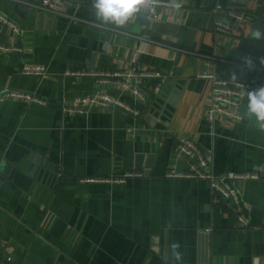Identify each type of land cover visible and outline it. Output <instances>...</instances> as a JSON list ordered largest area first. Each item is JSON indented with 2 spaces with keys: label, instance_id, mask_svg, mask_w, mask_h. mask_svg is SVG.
Returning <instances> with one entry per match:
<instances>
[{
  "label": "crops",
  "instance_id": "0c3cea01",
  "mask_svg": "<svg viewBox=\"0 0 264 264\" xmlns=\"http://www.w3.org/2000/svg\"><path fill=\"white\" fill-rule=\"evenodd\" d=\"M38 1L0 0V15L19 29L0 20V44L17 50L0 54V93L24 91L47 102L0 101V174L10 167L0 183V264H200L204 241L206 264H264V125L244 118L247 97L240 122L207 123L211 83L199 77L264 87V42L248 39L264 29V12L239 0H161L181 7H158L155 21L138 11L117 26L97 19L92 0H65L64 15L23 4ZM217 3L222 9L214 11ZM230 11L247 20L237 22ZM216 18L236 33L214 34ZM133 49L141 51V67L160 76L143 86L147 105L131 101L139 116L62 109L94 92L117 96L112 85L66 73L129 69ZM26 64L46 67L47 75H24ZM180 137L195 144L214 175L259 170L258 179L236 182L258 229L240 228L206 181L167 176L188 168L175 151ZM127 170L143 177L102 180Z\"/></svg>",
  "mask_w": 264,
  "mask_h": 264
},
{
  "label": "built area",
  "instance_id": "2783aa9c",
  "mask_svg": "<svg viewBox=\"0 0 264 264\" xmlns=\"http://www.w3.org/2000/svg\"><path fill=\"white\" fill-rule=\"evenodd\" d=\"M19 3L22 2L19 1ZM23 4L38 12L50 13L53 15H64L65 0H40L37 3L24 2ZM158 7H163L165 9H177L181 7V3L176 1L144 0V3L140 6L139 11L143 12L148 19L155 21L157 18ZM221 9L222 5L217 3L214 11ZM230 15L237 22L247 20L245 12L243 11H230ZM0 20L9 25L15 32L19 30L14 23L4 16L0 15ZM79 22L86 23L91 26L107 28L104 24L88 20L80 19ZM212 32L216 35L222 34L233 36L236 33V27L216 18L213 20ZM13 51L17 50L0 44V54L11 53ZM140 54L141 51L139 49H133L129 53L128 60L130 68L126 70L88 69L66 73L67 76L75 78H92L97 84L102 86L112 85L118 91V95L109 94L108 92H94L76 97L70 105L64 106L62 109L81 112L84 109L93 110L95 108H100L107 110L119 108L131 114L133 117L139 116L140 111L132 104V102L147 105L148 97L143 89V86L150 79L160 78L158 73L148 71L141 67L139 62ZM21 72L24 75H47L46 67L35 64L23 65ZM199 77L208 79L211 83L210 103L205 111V120L211 125L216 117H223L227 120L240 122L242 120V103L247 97V92L262 87L248 79L226 78L215 73H205L199 75ZM163 81L164 79H161V82ZM158 88L159 85L156 89ZM7 98H20L37 104L47 103L45 100L33 93L18 90H7L0 93V101H4ZM175 151L187 160L188 168L183 173H169L167 176L206 181L211 193L213 194V199L215 201H220L225 207L232 211L240 228H259L251 223L247 214V209L243 204L241 195L236 186L237 181L258 179L260 177L259 170L256 172H229L214 175L210 172L209 160L204 158L195 144L185 137L178 138L175 144ZM141 177H143L142 172L137 170H127L118 177H111L107 180H102L109 181L110 183H124L129 178ZM80 181L91 182L95 180L91 178H84L80 179Z\"/></svg>",
  "mask_w": 264,
  "mask_h": 264
},
{
  "label": "clouds",
  "instance_id": "9594fccd",
  "mask_svg": "<svg viewBox=\"0 0 264 264\" xmlns=\"http://www.w3.org/2000/svg\"><path fill=\"white\" fill-rule=\"evenodd\" d=\"M143 3L144 0H92V7L99 21L122 26L139 11ZM248 39L264 42V29L259 27L254 28ZM244 118L264 125V87L247 92V105ZM178 248V244L173 243L171 245L172 254L177 261L180 260Z\"/></svg>",
  "mask_w": 264,
  "mask_h": 264
},
{
  "label": "water",
  "instance_id": "95a60500",
  "mask_svg": "<svg viewBox=\"0 0 264 264\" xmlns=\"http://www.w3.org/2000/svg\"><path fill=\"white\" fill-rule=\"evenodd\" d=\"M239 2L240 3H243V4H246L247 2H254L256 4L255 5V11H256V13L264 12V0H239ZM90 8H92V10H94V8L92 7V5L89 6V9ZM141 158H142V155H137L136 156V158H135L136 164H139ZM150 159H151V157H148L147 158V163H149ZM9 171H10V167L9 166H5V168H4L3 172H2L3 175L0 174V183L2 181H4V177L9 173ZM260 175L262 177H264V170H262V172L260 173ZM206 244H207V242L204 241L203 248L201 249L200 264H206V262H207V259H206Z\"/></svg>",
  "mask_w": 264,
  "mask_h": 264
}]
</instances>
